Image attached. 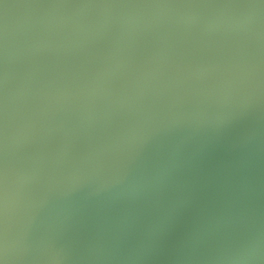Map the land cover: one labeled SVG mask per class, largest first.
I'll return each mask as SVG.
<instances>
[{"label": "water", "instance_id": "95a60500", "mask_svg": "<svg viewBox=\"0 0 264 264\" xmlns=\"http://www.w3.org/2000/svg\"><path fill=\"white\" fill-rule=\"evenodd\" d=\"M5 264H264V3L0 0Z\"/></svg>", "mask_w": 264, "mask_h": 264}, {"label": "snow or ice", "instance_id": "6c2138e0", "mask_svg": "<svg viewBox=\"0 0 264 264\" xmlns=\"http://www.w3.org/2000/svg\"><path fill=\"white\" fill-rule=\"evenodd\" d=\"M261 3H264V0H260ZM0 264H5V259L2 254H0Z\"/></svg>", "mask_w": 264, "mask_h": 264}]
</instances>
